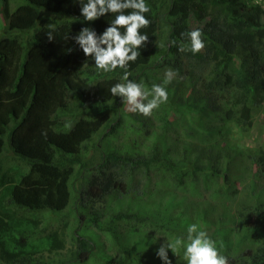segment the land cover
Masks as SVG:
<instances>
[{
	"label": "trees",
	"instance_id": "obj_1",
	"mask_svg": "<svg viewBox=\"0 0 264 264\" xmlns=\"http://www.w3.org/2000/svg\"><path fill=\"white\" fill-rule=\"evenodd\" d=\"M82 3L87 0H0V263L43 264L33 255L65 249L59 229L37 238L41 220L25 214L67 210L77 222L95 226L105 218V231L115 236L123 224L155 229L157 214L93 210L95 202L115 192L128 194L130 172L151 167L166 172L168 187L176 191L166 204L177 200L175 208L188 209L190 218L212 214L208 200L195 201L201 193L226 198L219 218L232 219L233 227L243 230L245 245L231 244L226 235L216 240L218 230L210 238L228 264H264V145L244 152L229 139L233 130L240 138L249 136L257 116L264 115V0H145L150 24L139 32L148 40L136 49L140 56L128 62L129 80L143 82L150 92L164 82V76H155L159 70L176 75L165 85L167 101L149 119L125 112L134 136L158 130L171 135L168 142L161 137L163 148L140 159L103 149L100 138L115 134L125 116L118 104L126 98L110 91L126 83L124 69H97L75 37L89 28L99 41L118 13L86 21ZM197 29L204 49L195 55L179 51L188 43L181 33ZM120 31L123 35L125 29ZM98 132L90 156L83 158ZM186 146L197 149L194 159L180 156ZM173 152L180 156L177 162ZM7 159L16 161L15 167L4 170ZM158 204L162 201L151 212L167 208ZM168 219L187 237L190 220ZM79 229L72 231L68 260L56 264H85L93 256L97 247ZM248 236L256 240L248 242ZM32 239L38 242L29 243ZM122 251L117 264H163L148 262L135 244Z\"/></svg>",
	"mask_w": 264,
	"mask_h": 264
},
{
	"label": "rangeland",
	"instance_id": "obj_2",
	"mask_svg": "<svg viewBox=\"0 0 264 264\" xmlns=\"http://www.w3.org/2000/svg\"><path fill=\"white\" fill-rule=\"evenodd\" d=\"M0 22H2L1 18ZM1 30L2 29L0 27V33ZM155 76L165 77V71L159 70ZM147 100L149 99L147 98ZM131 107V105H128L126 103V100L124 98L120 99L118 110L121 112V114H125L126 111L128 113L131 112L129 111ZM137 113L140 118L144 120L150 118L149 115L145 116L139 112ZM110 119L111 121L112 119H114L113 114L111 115ZM122 119L123 122L121 124V127L116 130L115 134L109 135L105 138H100L104 144L103 149L105 152H115V154L119 155L128 154L133 159H140L148 155L150 151L153 153V151H157V149L164 147L161 143V137L166 142L170 140L171 135L162 136L159 130L150 133V135L145 134L144 131L136 132V136H134L132 131H135V129H132V118L128 117V115L125 114ZM107 131L110 130L108 129ZM99 132L96 133L93 136L92 141L87 144L89 152L88 154L83 155V158L86 156H90V144H94L97 142L99 138ZM129 136H131V139L129 138ZM229 139L233 144H236L241 148H245V150L241 149L244 152H247L248 149H256L257 147L264 145V115L260 114L257 116L256 124L250 131L249 136L240 138L238 133L233 130L229 135ZM6 147L7 146L5 145V149ZM195 150L197 149H191L189 148V146H186L185 151L184 149H181L182 153L180 156L182 158L186 157L188 159H194L195 155L197 154ZM3 156L8 157V154L3 153ZM170 156L173 162H177L180 159L178 153L175 154L173 152L170 154ZM14 162L16 161L7 159L4 170L10 169L8 167L14 166ZM21 170L23 171L22 168ZM144 172H146L147 174L145 175ZM8 175L14 176V172L10 171ZM167 175L168 174L166 172L160 169L156 170L150 167L149 171H143L139 168V170H135L133 173L130 172V176L132 177L128 194H122L118 196L117 194L121 192H115V195L112 194L111 196H107L103 201L99 200L93 204V210H100L107 215L118 211L127 213L147 212L148 215L157 214L153 218L158 221H156L155 223V229L149 228V225H145L146 227H135L133 224H123L116 228L115 236L105 231L108 227V223H106L105 218H101L100 220H98V222H96L97 226H95L92 223H90L89 225H85L81 222H77L73 214H71L67 210L57 213L45 211L35 214H25L31 219L37 218L41 220V223L37 228V232L39 233L37 235V238H39L40 234H47L54 229H59V231L64 234L63 237L66 240L65 249L56 251L54 253H47L46 251H43L36 255H33V258L35 260H41L43 264H56L62 260L67 261L70 252L74 250L73 243L69 242L71 239H73L72 231L76 227H79V232L84 237L90 238L92 243L97 247L96 250L93 251V256L87 262H85V264H117L120 258L125 256L122 248H124V246H133L134 244L137 248H140L142 253L147 258L148 262H150L149 260L151 258L153 263L161 262L164 264V262L156 256V251L159 249V247L165 244L166 241L174 242L176 238H182L186 241L187 238L182 233H180L181 229H179L178 226H174V224H172V221L168 219V216L170 215H172L173 217L182 218L183 220H190L191 223H189V225L197 224L199 226V229L205 231L209 237L215 234V232L218 230L220 232V235H216L214 237L216 238V240H220L226 235L227 237L231 238V244L240 243L241 246L245 245V241L243 240V230L241 228L236 230L233 227L232 219L228 220L226 218H219V213L222 211L225 203L229 202L226 198L222 199L218 195H213L211 194V191L201 193L199 196L200 198H195V201L208 200V203L210 204L212 210L211 216L213 218H209L211 216L202 217L201 219L190 218V211L188 209H184L183 206L175 208L177 200H171L168 204H166V200H170L172 198V193H176L174 189L172 190L168 187L169 180ZM236 183L238 182L236 181ZM239 186H241V184H239ZM166 188L168 191L165 195L168 196H164ZM218 190L219 187L215 189V193L218 192ZM160 201H162V205H158L162 207L166 206L167 208H162V210L158 211L157 213L155 212V210H152L151 212L153 206ZM171 203H173L172 206ZM234 207V204H232V209L230 211L234 210ZM20 215L23 216L22 213H20ZM218 219L223 220V223L218 224ZM132 227H135L136 231L133 230ZM20 228L23 229V227ZM175 228L179 229L177 233H174ZM27 229L33 230L31 226H27L26 230ZM229 232H231V234H229ZM259 234L262 236V231H260ZM34 239H36V237ZM250 240H256V238L253 236H248V242ZM31 242L37 243L38 241L32 239L29 243ZM167 256L172 261V264H187L184 258L183 246H180L174 253L169 250L167 252Z\"/></svg>",
	"mask_w": 264,
	"mask_h": 264
},
{
	"label": "clouds",
	"instance_id": "obj_3",
	"mask_svg": "<svg viewBox=\"0 0 264 264\" xmlns=\"http://www.w3.org/2000/svg\"><path fill=\"white\" fill-rule=\"evenodd\" d=\"M126 9L133 11L125 15L124 10ZM149 11L150 7L145 0H87V3H82L81 6V15L86 21H94L108 13H118V15L115 16L110 23L111 26L107 28L99 41L96 39L95 32L89 28H82L75 37L85 56H91L95 61L97 69L104 72H111L117 68L124 69L122 80L126 83L115 84L110 89L111 94L125 97L126 103L132 106L129 111L139 112L145 116L150 115L153 109L167 101L168 94L165 85L170 84L176 75L172 69H167L163 84H153L150 92L145 90L143 82L135 83L129 80L131 73L127 71L128 62H134L140 56L136 49L148 40V36L141 35L139 30L150 24L144 15ZM120 28L125 29L123 35H121ZM202 35L199 29L181 33V36L187 38L188 43L181 44L179 51H190L193 55L199 53L205 47ZM48 37L52 39L50 34ZM100 45L106 47L102 48ZM149 96L152 98L147 103H143L142 101ZM238 183L235 182L234 185L238 187ZM180 246L184 248V258L187 264H228V257L220 254L216 242L205 231L200 230L197 224L188 226L186 241L182 238H176L174 242L166 241L156 251V256L164 264H172L167 252L170 250L174 253Z\"/></svg>",
	"mask_w": 264,
	"mask_h": 264
}]
</instances>
